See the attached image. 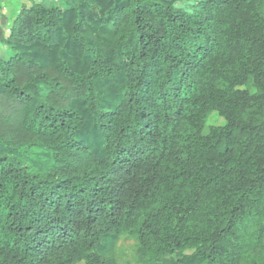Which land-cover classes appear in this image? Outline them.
<instances>
[{"label":"trees","instance_id":"obj_1","mask_svg":"<svg viewBox=\"0 0 264 264\" xmlns=\"http://www.w3.org/2000/svg\"><path fill=\"white\" fill-rule=\"evenodd\" d=\"M18 1L0 264H264V0Z\"/></svg>","mask_w":264,"mask_h":264},{"label":"rangeland","instance_id":"obj_2","mask_svg":"<svg viewBox=\"0 0 264 264\" xmlns=\"http://www.w3.org/2000/svg\"><path fill=\"white\" fill-rule=\"evenodd\" d=\"M52 0H43L46 4H50ZM0 23L4 25L14 15L18 9V0H2L0 1ZM223 121L220 117L212 114L209 117L208 125H219ZM115 257L117 264H140L135 253V246L129 238L122 239L120 245L116 248Z\"/></svg>","mask_w":264,"mask_h":264}]
</instances>
